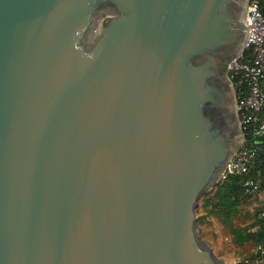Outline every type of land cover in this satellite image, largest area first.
Masks as SVG:
<instances>
[{"label": "water", "instance_id": "water-1", "mask_svg": "<svg viewBox=\"0 0 264 264\" xmlns=\"http://www.w3.org/2000/svg\"><path fill=\"white\" fill-rule=\"evenodd\" d=\"M249 1L0 0V264H221L196 206L244 141Z\"/></svg>", "mask_w": 264, "mask_h": 264}, {"label": "built area", "instance_id": "built-area-1", "mask_svg": "<svg viewBox=\"0 0 264 264\" xmlns=\"http://www.w3.org/2000/svg\"><path fill=\"white\" fill-rule=\"evenodd\" d=\"M247 30L245 50L237 58L227 63V78L236 95L237 111L244 135L242 145L229 156L219 178L227 179L238 175L243 178L245 192L257 193L260 190L258 179L250 176V169L258 150L246 141L245 133L264 135V8L261 0H250L244 16ZM248 53L245 55V52ZM263 143V142H260ZM237 264H264V238L254 246L246 257L238 258Z\"/></svg>", "mask_w": 264, "mask_h": 264}, {"label": "rangeland", "instance_id": "rangeland-1", "mask_svg": "<svg viewBox=\"0 0 264 264\" xmlns=\"http://www.w3.org/2000/svg\"><path fill=\"white\" fill-rule=\"evenodd\" d=\"M93 30L92 33H97L90 37L91 40L99 33V28ZM227 72L226 64L223 74L226 79ZM261 179L264 181V175ZM224 181L227 179L219 178L211 189L200 195L195 227L197 239L210 248L221 264H237L238 258L251 253L262 233L259 221L264 217V187L257 193L241 191L224 198L216 190Z\"/></svg>", "mask_w": 264, "mask_h": 264}, {"label": "trees", "instance_id": "trees-1", "mask_svg": "<svg viewBox=\"0 0 264 264\" xmlns=\"http://www.w3.org/2000/svg\"><path fill=\"white\" fill-rule=\"evenodd\" d=\"M264 8V0H261ZM248 51L245 52V55ZM261 117L264 119V107L261 111ZM246 141L249 143L248 145H252L257 148L258 155L254 159L253 165L250 169V176L254 179H258L260 190L264 187V181H262L261 177L264 175V143L253 141V135L250 132L245 133ZM243 178L238 175L229 176L227 181H224L216 190L218 195H222L224 198H228L230 196H235L239 194L243 190L241 185ZM216 193V194H217ZM222 198V197H221ZM220 200V198H219ZM260 228L262 229V233L258 235L257 243L262 241L264 238V217H262L259 221ZM256 243V244H257Z\"/></svg>", "mask_w": 264, "mask_h": 264}, {"label": "flooded vegetation", "instance_id": "flooded-vegetation-1", "mask_svg": "<svg viewBox=\"0 0 264 264\" xmlns=\"http://www.w3.org/2000/svg\"><path fill=\"white\" fill-rule=\"evenodd\" d=\"M226 61H220L218 62V67H219V71L220 73L223 75L226 69ZM224 76V75H223Z\"/></svg>", "mask_w": 264, "mask_h": 264}, {"label": "crops", "instance_id": "crops-1", "mask_svg": "<svg viewBox=\"0 0 264 264\" xmlns=\"http://www.w3.org/2000/svg\"><path fill=\"white\" fill-rule=\"evenodd\" d=\"M263 91H264V86H263ZM253 249H254V247H253ZM253 249H252V251H253ZM252 251H251V252H252Z\"/></svg>", "mask_w": 264, "mask_h": 264}, {"label": "bare ground", "instance_id": "bare-ground-1", "mask_svg": "<svg viewBox=\"0 0 264 264\" xmlns=\"http://www.w3.org/2000/svg\"><path fill=\"white\" fill-rule=\"evenodd\" d=\"M244 18V17H243ZM243 21H244V19H243ZM93 31H95V30H93Z\"/></svg>", "mask_w": 264, "mask_h": 264}]
</instances>
